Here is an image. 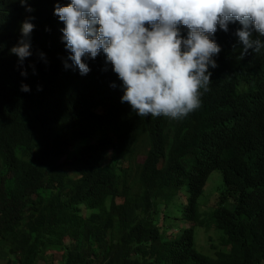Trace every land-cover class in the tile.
<instances>
[{"label": "trees", "instance_id": "trees-1", "mask_svg": "<svg viewBox=\"0 0 264 264\" xmlns=\"http://www.w3.org/2000/svg\"><path fill=\"white\" fill-rule=\"evenodd\" d=\"M27 3L34 11L0 0V264H35L59 248L62 264H264V49L240 58L239 22L217 26L221 51L200 106L180 119L140 117L102 52L86 75L63 66L57 0ZM27 16L25 77L8 50ZM214 171L226 188L206 218ZM185 189L183 220L222 234L215 257L197 248L194 228L169 234Z\"/></svg>", "mask_w": 264, "mask_h": 264}, {"label": "clouds", "instance_id": "clouds-1", "mask_svg": "<svg viewBox=\"0 0 264 264\" xmlns=\"http://www.w3.org/2000/svg\"><path fill=\"white\" fill-rule=\"evenodd\" d=\"M19 2L27 12L34 11L27 0ZM53 11L64 25L61 40L68 55L63 66L86 75L91 70L87 61L102 52L121 81V102L140 117L180 119L200 106L201 90H207L212 75L209 69L217 67L215 57L221 51L213 38L217 26L227 32L230 23L239 22L235 35L243 46L240 58L250 49H264V0H69L63 5L57 0ZM33 19L27 16L20 23L21 35L8 50L25 77ZM29 67L35 74L34 64ZM20 90L28 92L30 86L22 82Z\"/></svg>", "mask_w": 264, "mask_h": 264}, {"label": "rangeland", "instance_id": "rangeland-1", "mask_svg": "<svg viewBox=\"0 0 264 264\" xmlns=\"http://www.w3.org/2000/svg\"><path fill=\"white\" fill-rule=\"evenodd\" d=\"M225 188L224 174L222 171H214L206 187L205 193L200 200V212L205 215L204 217L208 218L209 216L207 214L211 215L219 207L220 194ZM235 201L236 199L233 194L228 195L229 205H232ZM189 203L190 194L185 189L182 196L180 195L179 199L172 205L167 213V227L169 230L172 229L169 234L174 235L175 232L180 234L185 229L194 228L197 248L206 255L215 257L216 254L222 250V234L212 229L203 227L196 228L194 223H189L188 221L183 220V213L185 210L183 207ZM162 216L164 217V214ZM51 251H53L51 255L48 254L43 258H39L36 260L35 264H62V248ZM4 263L6 264V260H4Z\"/></svg>", "mask_w": 264, "mask_h": 264}]
</instances>
